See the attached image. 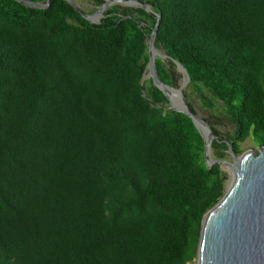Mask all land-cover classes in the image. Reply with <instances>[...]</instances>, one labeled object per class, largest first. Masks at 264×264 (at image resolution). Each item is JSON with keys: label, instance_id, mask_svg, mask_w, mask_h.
I'll return each instance as SVG.
<instances>
[{"label": "trees", "instance_id": "1", "mask_svg": "<svg viewBox=\"0 0 264 264\" xmlns=\"http://www.w3.org/2000/svg\"><path fill=\"white\" fill-rule=\"evenodd\" d=\"M134 1L161 16L160 80L179 88L175 60L205 107L224 105L232 136L205 120L214 157L264 147V0ZM157 22L113 6L94 25L65 0H0V264L196 261L227 183L193 121L141 83Z\"/></svg>", "mask_w": 264, "mask_h": 264}, {"label": "water", "instance_id": "2", "mask_svg": "<svg viewBox=\"0 0 264 264\" xmlns=\"http://www.w3.org/2000/svg\"><path fill=\"white\" fill-rule=\"evenodd\" d=\"M20 4L37 10L48 9L53 0L46 4L28 0H15ZM86 21L100 25L105 13L113 6L139 8L157 19L148 43L149 64L142 78V85L149 79L169 100L170 111L189 117L205 141V161L211 169L220 167L233 173L232 181L226 185L222 200L205 216L196 264H264V147L257 151L237 156L230 146L227 160L214 157L213 141L217 139L211 126L190 109L184 89L191 79L185 67L173 60L177 72L184 77L180 88L164 84L156 69V60L169 59L157 50L156 36L161 23V16L150 5L134 0H105L95 14H87L73 0H65ZM210 137L211 142H208Z\"/></svg>", "mask_w": 264, "mask_h": 264}, {"label": "rangeland", "instance_id": "3", "mask_svg": "<svg viewBox=\"0 0 264 264\" xmlns=\"http://www.w3.org/2000/svg\"><path fill=\"white\" fill-rule=\"evenodd\" d=\"M73 1L87 14H95L99 10V7H97L92 0H73ZM160 52L164 54L162 51ZM164 60L166 63H168L169 61V59H164ZM181 77L182 78L179 82V88L184 83V77L183 76ZM148 81L149 79H147L145 82ZM184 93L187 96V102L192 105L197 115L204 120H210L211 123L215 125V128L220 133L222 139H226L227 137L232 136L234 131V126L228 120L222 102L216 101L214 105L215 107L213 109L205 107L201 102V100L199 99L198 95L190 87V84L184 89ZM258 149L259 148H257L254 141L252 139H249L246 143L241 145V150H242L241 156L250 152L251 150L255 152ZM222 170L225 173L226 183L227 185H229L230 182L232 181L233 173L229 169H222ZM193 264H196V261Z\"/></svg>", "mask_w": 264, "mask_h": 264}, {"label": "bare ground", "instance_id": "4", "mask_svg": "<svg viewBox=\"0 0 264 264\" xmlns=\"http://www.w3.org/2000/svg\"><path fill=\"white\" fill-rule=\"evenodd\" d=\"M208 142H211V139H210V137H208Z\"/></svg>", "mask_w": 264, "mask_h": 264}]
</instances>
